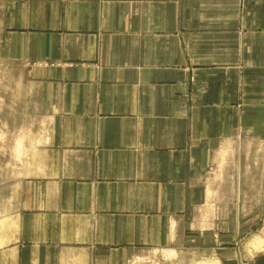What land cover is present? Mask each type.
I'll list each match as a JSON object with an SVG mask.
<instances>
[{"label": "crops", "instance_id": "obj_1", "mask_svg": "<svg viewBox=\"0 0 264 264\" xmlns=\"http://www.w3.org/2000/svg\"><path fill=\"white\" fill-rule=\"evenodd\" d=\"M10 12L3 50L28 67L52 124L43 169L0 190V264L219 260L213 230L236 221L215 220L208 192L236 149L262 163L264 0H35Z\"/></svg>", "mask_w": 264, "mask_h": 264}, {"label": "rangeland", "instance_id": "obj_2", "mask_svg": "<svg viewBox=\"0 0 264 264\" xmlns=\"http://www.w3.org/2000/svg\"><path fill=\"white\" fill-rule=\"evenodd\" d=\"M34 1L0 0V190L33 178L43 169L44 164L37 161L38 140L42 145L49 138L52 124L50 117L42 114L43 101L37 96L36 84L29 83L28 67L8 60L2 46L5 28L11 23L7 14L13 7ZM241 151L242 148L236 149L238 157L230 170L219 173L220 193L211 197L208 192L207 200L211 204L214 201L218 208L215 220L228 222L234 216L236 221L235 228L222 224L213 230L220 238L219 260L194 256L178 260L175 256L153 252L134 264H264V149L258 152L262 153L259 157L262 163L241 162ZM255 152L254 148L252 159ZM229 191L231 195L227 194ZM230 204L236 205L234 214L228 210ZM229 248L235 251V258L234 251L227 252Z\"/></svg>", "mask_w": 264, "mask_h": 264}, {"label": "bare ground", "instance_id": "obj_3", "mask_svg": "<svg viewBox=\"0 0 264 264\" xmlns=\"http://www.w3.org/2000/svg\"><path fill=\"white\" fill-rule=\"evenodd\" d=\"M258 239H259V238H258ZM256 242H257V241H256ZM260 242H261V240H260ZM256 244H257V243H256ZM258 244H259V243H258ZM251 245H254V243H253V244H251ZM259 245H261V244H259ZM250 247H251V246H250ZM254 247H255V246H254ZM254 247H253V248H254ZM257 247H258V246H257Z\"/></svg>", "mask_w": 264, "mask_h": 264}]
</instances>
